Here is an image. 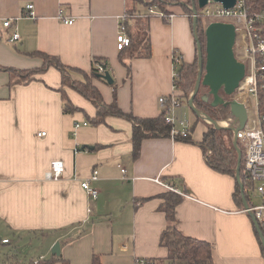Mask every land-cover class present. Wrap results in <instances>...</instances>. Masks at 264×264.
I'll return each instance as SVG.
<instances>
[{
	"label": "crops",
	"instance_id": "1",
	"mask_svg": "<svg viewBox=\"0 0 264 264\" xmlns=\"http://www.w3.org/2000/svg\"><path fill=\"white\" fill-rule=\"evenodd\" d=\"M30 2L35 18L25 13ZM128 6V0H0V65L40 67L43 60L30 52L42 51L59 57L79 79L91 73L95 59H106L119 106L140 118L157 117L159 98L174 93V53L188 62L196 56L194 28L186 12L176 11L170 20L150 16L152 55L134 58L129 77L117 47ZM61 10L75 22L64 23ZM7 19L10 27L3 25ZM15 31L20 38L11 41ZM20 80L16 72L0 70V247L13 235L38 241L41 256L34 261L54 256L59 241L69 264H94L95 256L100 264H134L137 257L168 262V250L160 244L168 221L160 206L170 190L154 181L159 176L184 197L176 209L178 229L209 241L215 264H264L256 224L234 195L236 178L208 164L198 144L203 134L196 138L192 132L195 142L146 138L134 158L132 121L110 115L92 123L96 107L69 86L64 89L78 107L75 112L87 119L64 112L58 68ZM93 82L112 102V85L98 78ZM76 122L82 124L79 132ZM55 159L64 162L58 180L46 178ZM93 170L99 172V180L91 181L99 190L96 198L81 186ZM8 258L27 263L12 253Z\"/></svg>",
	"mask_w": 264,
	"mask_h": 264
},
{
	"label": "trees",
	"instance_id": "2",
	"mask_svg": "<svg viewBox=\"0 0 264 264\" xmlns=\"http://www.w3.org/2000/svg\"><path fill=\"white\" fill-rule=\"evenodd\" d=\"M131 3V7L128 6L126 10L130 18L126 21L128 33L131 37V43L129 46L120 50V60L122 64L127 68L128 76L132 73V60L134 58L143 57L148 58L152 55V44L150 39V18L151 17H132L136 12V7L139 4H145L148 6L156 5L163 8L165 1L167 0H150L147 4L146 0H128ZM247 5L251 13L260 11L264 7V0H246ZM192 2V0H190ZM196 8L198 10V33L197 38L201 41L203 45L204 57L206 55V35L205 28L206 24L204 22V17L201 15L202 9L198 7L196 3ZM193 24V17L190 16ZM259 32L264 36V23L259 24ZM196 40V39H195ZM30 55L40 57L43 60V64L40 67L32 69H14L11 67L1 66L0 70L14 71L19 76H21L20 81H31L35 79L37 74L44 72L48 67L55 66L61 71L62 74V91L63 94V109L65 113H73L78 110V107L74 105L72 100L69 98L64 87L69 86L78 91L88 100H90L96 107V115L91 118L92 123L101 124L105 122L106 118L110 115L122 117L133 122V157L137 158L140 155L141 145L144 139L151 137H170V126L166 123L163 112L154 118H140L134 115L132 112L124 111L117 102V82L112 84L114 88V99L112 102L108 103L103 98L100 89L94 84L93 80L98 78L100 74L96 63L101 64L105 71L109 70V62L106 59L97 58L91 69V73H83V78H74L72 76L71 69L61 62L60 58L42 51L30 52ZM199 68V57L197 51V41H196V56L192 62L185 61L181 59L179 65H177V71L179 74V80H177L176 88L174 93L179 99L187 98L189 99L190 92L195 89L197 76ZM112 75L113 73L110 72ZM106 82L105 80H103ZM176 81V80H175ZM174 81V82H175ZM206 91V92H205ZM208 89H201L195 96L194 103L196 107L206 113L215 120L226 119L231 115V110L229 106L219 105L212 106L210 102L203 100V94L207 93ZM226 100H230V96L223 93ZM260 105L261 111L264 112V88L260 87ZM199 118L203 120L204 118L199 115ZM203 118V119H202ZM204 121V120H203ZM205 122V121H204ZM206 123V129L203 132L202 140L198 142L204 149L207 162L210 166L216 170L233 175L236 178V169L238 165V153L234 145V134L230 128L216 127L212 123ZM194 128L191 127V132L187 137H178L176 140H182L186 142H195L192 137V132ZM243 151V159L241 165V180L245 185L246 197L248 198V193L246 188L251 186L249 184V179L245 170V150L241 147ZM210 151V152H209ZM236 190L235 198L237 200L242 199V192L239 182L236 180ZM164 202L161 204L160 209L166 213L167 217V227L161 234L160 244L167 248L168 255L167 261L174 262L176 264H215L213 257V247L209 241L202 240L196 237H191L184 235L177 227V216L176 209L178 205L182 202L183 196L174 191H168L164 195ZM146 200L137 199L136 205ZM250 202V201H249ZM264 233V227H262ZM264 252V247H263ZM164 260H162L163 262ZM57 262L65 263L62 255H54L51 258L44 259L39 258L36 264H56ZM2 264H35L34 260L29 263H19L16 261L3 262ZM94 264H100V259L95 256Z\"/></svg>",
	"mask_w": 264,
	"mask_h": 264
},
{
	"label": "built area",
	"instance_id": "3",
	"mask_svg": "<svg viewBox=\"0 0 264 264\" xmlns=\"http://www.w3.org/2000/svg\"><path fill=\"white\" fill-rule=\"evenodd\" d=\"M198 4V3H197ZM213 4L215 8H210L208 5ZM189 16L194 17V5H190ZM26 16L35 18V5L30 2L26 5ZM201 15L208 19V23L213 21H222L225 18L233 17L236 21V27L241 23H244L246 30L242 31L245 40V53L243 57V62L246 64V74L240 84V87L231 96L230 100L236 99L242 102L248 110V120L244 128L239 129L238 120L231 114L228 118L219 121L225 124L221 125L225 128H230L234 134V141H237V147H241L245 150V170L247 177L249 179V184L254 186L258 192L261 203L260 204H250V207L246 209L247 212H251L255 215L261 228L264 227V112L261 111L260 105V87L264 88V36L259 32V24L264 23V7L257 12L251 13L247 5L246 0H237L236 5L233 8H226L221 2L210 1L204 8H202ZM158 16L167 20L172 19L176 16L174 12H166L163 9H159L156 5L146 6V12L142 13L141 9L137 8L135 14L132 17H150ZM59 18L67 24H73L75 22L74 18L65 17L62 10L59 13ZM130 18V15L125 13L120 18L119 31L117 35V47L119 50H123L125 47L129 46L131 43V37L128 33L126 21ZM239 23V24H237ZM5 27H10L12 25V19H7L3 24ZM206 25V26H207ZM194 33L197 35L198 28L194 29ZM20 34L15 31L11 36V41L18 40ZM238 39V37H237ZM175 62L174 74V90L176 88V82L179 80V74L177 71V65H179L182 57L178 53L173 55ZM99 73H105V68L96 63ZM255 97L257 101L258 118L253 121V126L250 125L249 111L251 107V100ZM159 104L161 111L164 114L166 123L170 126V137L177 139L178 137H187L191 132V125L189 122L177 114V108L181 107L180 99L175 95H164L159 98ZM85 125L88 122L84 123ZM80 122L75 123V128L81 127ZM40 136L46 135V132L39 133ZM210 152V151H209ZM125 173L126 169L122 168ZM64 172V162L59 159H55L51 162V168L46 174V178L58 180L62 177ZM99 180L98 170H93L91 176L81 182V186L85 189L91 196L97 197L99 190L97 187L91 184V181ZM154 181L164 185L170 191L180 193L179 190L164 182L161 177L154 178ZM5 243L8 240H4ZM37 263V260L34 261ZM134 264H176L174 262H162L154 258L148 257H137Z\"/></svg>",
	"mask_w": 264,
	"mask_h": 264
},
{
	"label": "water",
	"instance_id": "4",
	"mask_svg": "<svg viewBox=\"0 0 264 264\" xmlns=\"http://www.w3.org/2000/svg\"><path fill=\"white\" fill-rule=\"evenodd\" d=\"M210 1L221 2L226 8H233L237 2V0H192L194 5L193 12L195 15L193 17L194 29L197 27L198 23V10L196 8V3H198V7L202 9ZM205 35L206 55L204 57L203 45L195 34L199 57V73L195 89L188 99V103L190 107L197 113V115L202 116L206 121L214 124L216 127H223L219 125L218 120H215L206 113L200 111L194 103L195 96L203 86L204 88L208 89L207 93L203 94L202 96L203 100L210 102L214 107L219 105L229 106L231 114L238 120V128L242 129L245 127L248 120V110L246 106L236 99L226 100V98L223 96V93L227 96H232L240 87V84L246 74V64L241 61L235 53V46L238 37L237 27L231 22L213 21L206 26ZM98 77L102 78L110 85L114 84L115 82V79L109 70H106L105 73L99 74ZM234 145L238 153L236 180L239 182L241 188L244 207L245 209H248L250 205L246 197L245 185L241 180L243 151L237 147V141H234ZM81 148H90V146L83 145ZM249 213L256 224L262 244L264 246V233L262 228L255 215L251 212ZM1 240L2 239L0 237V243ZM52 252L55 255H61V244L59 241L55 243Z\"/></svg>",
	"mask_w": 264,
	"mask_h": 264
},
{
	"label": "rangeland",
	"instance_id": "5",
	"mask_svg": "<svg viewBox=\"0 0 264 264\" xmlns=\"http://www.w3.org/2000/svg\"><path fill=\"white\" fill-rule=\"evenodd\" d=\"M147 4L149 3L150 0H146ZM131 2V1H130ZM129 2V6L131 7V3ZM192 2L190 0H167L165 1L164 7L159 9H163L166 12H176V11H181V12H186L190 14V5ZM150 6V4H148ZM139 8L141 9L142 13L146 12V5L145 4H139ZM137 6V7H138ZM210 8H215V5L210 4L208 5ZM224 22H231L236 24V21L233 17L225 18L222 20ZM204 22L208 23V19L204 18ZM239 24V23H237ZM207 25V24H206ZM238 30L241 32H245L246 27L244 23H241L240 26H238ZM239 37V36H238ZM238 40V39H237ZM235 53L236 56L243 61V52H242V44H239L238 41L235 46ZM198 73H199V68H198ZM198 77V76H197ZM181 81V80H179ZM202 91H204V87L202 86L200 88ZM206 92V91H205ZM193 90L189 94V98L192 95ZM231 98V96H230ZM181 107L177 108V114L179 117L187 120L189 122V125L194 128L193 130V135L196 138L202 137L203 131L206 129V123H209L205 119L201 120L199 118V115L190 107L187 98H181ZM75 115H78V117H84L87 119L86 115L82 112H75ZM249 118H250V125L253 126V121H256L258 118V110H257V101L256 98L253 97L251 100V107L249 111ZM224 119H220L219 121H222ZM80 122H82L80 120ZM219 125H222L221 123ZM75 126V125H74ZM78 129L75 128V132H79ZM247 193L249 195L251 203L257 205L261 203L260 196L258 192L256 191L254 186H248L246 188ZM3 234V233H2ZM0 234V237L2 238L3 235ZM5 236V235H4ZM9 239L11 240L9 244H3L0 247V264H2L5 261H8V254H13L16 255L19 260H24L29 263L32 259H36L37 257L41 256L40 253V247L41 245L38 243V241H31V240H22L18 238V236H13V235H8Z\"/></svg>",
	"mask_w": 264,
	"mask_h": 264
},
{
	"label": "bare ground",
	"instance_id": "6",
	"mask_svg": "<svg viewBox=\"0 0 264 264\" xmlns=\"http://www.w3.org/2000/svg\"><path fill=\"white\" fill-rule=\"evenodd\" d=\"M245 40L246 38L243 36L242 32L239 33V37H238V43L242 44V52H243V57H244V53H245ZM222 125L225 124L224 122H220Z\"/></svg>",
	"mask_w": 264,
	"mask_h": 264
}]
</instances>
